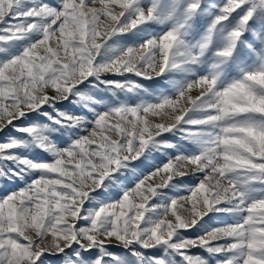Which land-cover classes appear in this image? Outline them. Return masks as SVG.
<instances>
[{"label":"snow or ice","instance_id":"6c2138e0","mask_svg":"<svg viewBox=\"0 0 264 264\" xmlns=\"http://www.w3.org/2000/svg\"><path fill=\"white\" fill-rule=\"evenodd\" d=\"M0 54V264H264V0H0Z\"/></svg>","mask_w":264,"mask_h":264},{"label":"rangeland","instance_id":"374dc122","mask_svg":"<svg viewBox=\"0 0 264 264\" xmlns=\"http://www.w3.org/2000/svg\"><path fill=\"white\" fill-rule=\"evenodd\" d=\"M119 48V44H114L112 47L104 53V56H110L112 55L117 49ZM2 56V54H0ZM84 99L76 104H72L71 107L73 109L79 110L83 108L84 111H87V108L84 107L85 104H90L93 107H96L97 110H103L104 105L108 103L107 97L111 95L110 93H106L103 91L98 90H89V89H83ZM100 101L99 104H92V101ZM67 103V102H65ZM45 156H47V153H45ZM17 186L20 185L19 182H16L15 184L9 183L8 185H0V195H6L8 192L14 191Z\"/></svg>","mask_w":264,"mask_h":264}]
</instances>
